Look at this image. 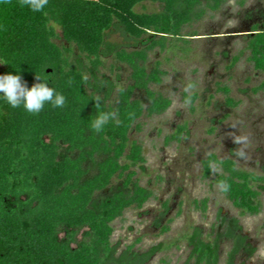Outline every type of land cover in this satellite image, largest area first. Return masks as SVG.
Here are the masks:
<instances>
[{"label": "trees", "instance_id": "1", "mask_svg": "<svg viewBox=\"0 0 264 264\" xmlns=\"http://www.w3.org/2000/svg\"><path fill=\"white\" fill-rule=\"evenodd\" d=\"M226 1L49 0L43 12H32L19 7V0H0V60L11 64H0V74H15L16 68L31 87L38 82L35 73H44L49 86L66 97L62 108L45 104L37 114L0 102V264H148L175 245L162 242L144 252L130 246L119 254V245L112 242L113 223L155 196L137 178L135 168L143 167L146 158L131 134L140 129L142 117L162 115L172 105L151 89L163 82L165 72L160 67L148 71V53L184 39L186 27ZM144 2L159 3L162 10L137 12ZM114 28L141 48L128 51L107 41ZM251 32L248 60L264 72V23ZM59 38L62 46L55 42ZM109 56L131 69V84L120 88L114 101L116 85L100 70ZM261 89L264 83L255 90ZM220 90L229 93L227 87ZM137 91L144 99L135 97ZM197 97L190 98L195 102ZM226 103L239 105L230 97ZM99 112H112L114 118L97 133L89 123ZM203 167L204 178L214 174L218 185L231 186L222 193L242 216L261 212L257 187L263 176L215 155ZM208 202L193 204L205 213ZM171 223L162 227V235ZM240 229L236 220L228 225L227 236L235 242L228 264L246 247ZM184 238L192 249L189 262L220 264L219 239L208 241L199 227Z\"/></svg>", "mask_w": 264, "mask_h": 264}, {"label": "rangeland", "instance_id": "2", "mask_svg": "<svg viewBox=\"0 0 264 264\" xmlns=\"http://www.w3.org/2000/svg\"><path fill=\"white\" fill-rule=\"evenodd\" d=\"M135 10L157 13L162 5L144 2ZM263 14L264 0H227L218 11L208 10L203 20L186 27L184 39L148 53V71L160 67L165 72L163 82L151 89L171 99L172 105L162 115L142 117L140 129L131 134V140L143 145L146 158L143 167L135 168L137 178L155 196L143 209H129L113 223L112 242L119 245V254L130 246L144 252L162 242L174 243L148 264H194L189 262L192 249L184 237L199 227L208 241L219 239L220 264H228L235 242L227 236V228L236 220L246 247L233 264H264V182L257 187L261 212L242 216L220 191L215 175L204 178L203 167V161L215 155L264 177V89L255 90L264 83V72L254 68L246 50L247 35L254 25L264 23ZM107 41L128 51L141 48L116 28ZM55 42L64 44L60 38ZM104 63L101 74L116 85L114 101L116 92L131 84V69L113 56L104 58ZM223 87L228 94L220 90ZM194 94L198 97L192 102ZM135 97L144 99V94L137 91ZM227 97L239 105L228 106ZM180 128L183 132L177 135ZM240 151L242 157L237 155ZM203 199L209 200L205 213L193 204ZM170 219L171 230L162 235Z\"/></svg>", "mask_w": 264, "mask_h": 264}, {"label": "clouds", "instance_id": "3", "mask_svg": "<svg viewBox=\"0 0 264 264\" xmlns=\"http://www.w3.org/2000/svg\"><path fill=\"white\" fill-rule=\"evenodd\" d=\"M48 2L49 0H19V7L27 8L32 12H43ZM0 64L11 65L6 60H0ZM12 69H14L15 74L13 72L0 74V102H4L14 109L23 107L27 112L33 114L41 112L45 104L57 108L64 106L66 97L56 87L49 86L48 75L35 73L38 82L29 87L23 80L21 71L13 67ZM113 118L114 113L112 112H99L95 118L90 120L89 127L100 133L104 130L106 123ZM235 142L242 143L240 140ZM237 155L242 157L244 153L240 151ZM218 186L223 193H227L231 187L223 181Z\"/></svg>", "mask_w": 264, "mask_h": 264}, {"label": "flooded vegetation", "instance_id": "4", "mask_svg": "<svg viewBox=\"0 0 264 264\" xmlns=\"http://www.w3.org/2000/svg\"><path fill=\"white\" fill-rule=\"evenodd\" d=\"M126 49V48H125Z\"/></svg>", "mask_w": 264, "mask_h": 264}]
</instances>
